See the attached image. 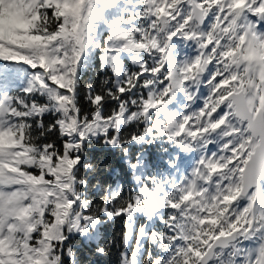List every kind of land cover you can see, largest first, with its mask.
<instances>
[{
    "label": "snow or ice",
    "instance_id": "6c2138e0",
    "mask_svg": "<svg viewBox=\"0 0 264 264\" xmlns=\"http://www.w3.org/2000/svg\"><path fill=\"white\" fill-rule=\"evenodd\" d=\"M114 247L264 264V0H0V264Z\"/></svg>",
    "mask_w": 264,
    "mask_h": 264
},
{
    "label": "trees",
    "instance_id": "16d2710c",
    "mask_svg": "<svg viewBox=\"0 0 264 264\" xmlns=\"http://www.w3.org/2000/svg\"><path fill=\"white\" fill-rule=\"evenodd\" d=\"M94 76H85L84 81L87 84L90 81H94ZM84 89H81V104L84 107H87V102L83 98ZM154 151V150H153ZM89 156L94 162H102L103 165L118 170L122 179H127L124 177V165L121 162L119 153L113 152L109 149L104 148L101 145H93L89 149ZM105 179H109L108 173H103ZM127 187V183L125 184ZM122 221L117 220L115 223H110L106 225L105 232L109 236H113L118 233L122 228ZM118 248H113L110 255L106 257H93L90 256L86 250L82 251L80 259L83 264H117L118 261Z\"/></svg>",
    "mask_w": 264,
    "mask_h": 264
}]
</instances>
